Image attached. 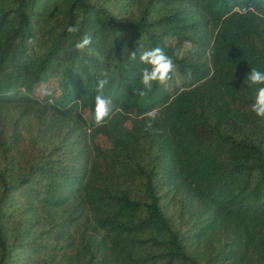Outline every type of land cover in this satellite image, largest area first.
<instances>
[{"label":"trees","instance_id":"1","mask_svg":"<svg viewBox=\"0 0 264 264\" xmlns=\"http://www.w3.org/2000/svg\"><path fill=\"white\" fill-rule=\"evenodd\" d=\"M256 12L264 0H0V264H264ZM157 46L182 88L140 83Z\"/></svg>","mask_w":264,"mask_h":264},{"label":"clouds","instance_id":"2","mask_svg":"<svg viewBox=\"0 0 264 264\" xmlns=\"http://www.w3.org/2000/svg\"><path fill=\"white\" fill-rule=\"evenodd\" d=\"M250 9L242 7L239 9L241 15H246ZM255 11V10H253ZM257 16L264 18V15L260 12L255 13ZM68 32L74 33L78 31L76 26H70L67 29ZM92 42L91 35L85 34L80 40L75 44V48L79 51H83L90 46ZM129 58L132 60L136 59V52L130 53ZM140 62L147 67H144L140 71V83L144 86V89H151L153 82L163 84L170 79V72L174 68L172 59L164 52V50L157 46L151 49L145 50L140 55ZM106 75V74H105ZM247 79L249 86L264 85V72L258 70L257 68H252L247 73ZM107 79H100L97 82V92L102 93ZM140 96H145L147 93L144 90H134ZM109 105L110 101L103 97L102 94H98L95 97V117L94 121L96 125H101L105 118L109 115ZM252 112L258 117H264V87H259L256 92L255 102L251 105ZM148 122L146 123V128L152 127V121L158 116V110L153 109L146 113Z\"/></svg>","mask_w":264,"mask_h":264},{"label":"rangeland","instance_id":"3","mask_svg":"<svg viewBox=\"0 0 264 264\" xmlns=\"http://www.w3.org/2000/svg\"><path fill=\"white\" fill-rule=\"evenodd\" d=\"M188 47H189V45L185 44L183 49H181L180 51L177 52V55L178 56L182 55L185 52V50L188 49ZM170 74H171L170 79L168 81H166L165 83H163L165 89L168 91L180 89L183 87V85L185 83H187L190 80V76L188 74L187 75L180 74L175 69V67L173 68L172 72H170ZM109 108H110V105H109ZM84 115L86 117H88V112L84 111ZM92 115H93V117H95V112Z\"/></svg>","mask_w":264,"mask_h":264}]
</instances>
